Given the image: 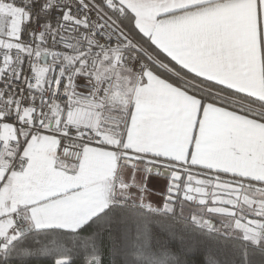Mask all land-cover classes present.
<instances>
[{
	"label": "snow or ice",
	"instance_id": "snow-or-ice-1",
	"mask_svg": "<svg viewBox=\"0 0 264 264\" xmlns=\"http://www.w3.org/2000/svg\"><path fill=\"white\" fill-rule=\"evenodd\" d=\"M178 220L264 257V0H0V264H189Z\"/></svg>",
	"mask_w": 264,
	"mask_h": 264
},
{
	"label": "trees",
	"instance_id": "trees-1",
	"mask_svg": "<svg viewBox=\"0 0 264 264\" xmlns=\"http://www.w3.org/2000/svg\"><path fill=\"white\" fill-rule=\"evenodd\" d=\"M177 212L179 213L178 205H177ZM189 213L185 211L186 215H188ZM175 229H176L177 236H179L182 233L185 234V247H191L193 245L200 246L199 250L196 251L195 255L189 257V264H204L205 255L207 254L206 250L202 246V242L195 239L190 229H187L185 227V221L178 220L176 222ZM154 231L156 232L155 239L153 240L154 245L159 246L162 244L171 243L175 248H179L181 246L179 239L170 241V238L168 235L160 233L158 229ZM102 245H103L104 253H105V256H104L105 264H112L113 257H112L111 250H112L113 244H112L111 238L106 234L102 236ZM212 250H215V249H212ZM262 259H264V257H262L260 253L257 252L256 255L253 256V264H261ZM27 264H52V260L50 257L38 256L32 259H29L27 261ZM116 264H119L118 260Z\"/></svg>",
	"mask_w": 264,
	"mask_h": 264
},
{
	"label": "crops",
	"instance_id": "crops-1",
	"mask_svg": "<svg viewBox=\"0 0 264 264\" xmlns=\"http://www.w3.org/2000/svg\"><path fill=\"white\" fill-rule=\"evenodd\" d=\"M153 175L154 176H151V177L149 176V178H147V181H146L147 188H148L147 190L152 195V197H145V201L151 202L153 206H156L157 203H159L162 206L165 198L168 195V187H169L170 178L168 177V182H166L162 178L161 174L157 175L156 173H154ZM161 187L163 188L162 191L160 190ZM164 191H165V195H164V198H162L161 193ZM217 226L219 227V224H217Z\"/></svg>",
	"mask_w": 264,
	"mask_h": 264
},
{
	"label": "flooded vegetation",
	"instance_id": "flooded-vegetation-1",
	"mask_svg": "<svg viewBox=\"0 0 264 264\" xmlns=\"http://www.w3.org/2000/svg\"><path fill=\"white\" fill-rule=\"evenodd\" d=\"M160 171V173H161V175L163 174V172H164V169H161V170H159ZM155 172H153V174H154ZM139 175L140 176H143L144 177V179H143V181H141V180H137L136 182L139 184V183H143L144 185H145V187H146V181H147V178H149V176L151 177V175H149V174H145V173H143V172H141V173H139ZM151 181V180H150ZM147 189V188H146ZM160 190L162 191L163 190V188L161 187L160 188ZM131 192L133 193V195H136L137 193H138V189L137 188H133L132 190H131ZM145 197H152V195L148 192V190L146 191V193H145ZM158 200V199H157Z\"/></svg>",
	"mask_w": 264,
	"mask_h": 264
},
{
	"label": "water",
	"instance_id": "water-1",
	"mask_svg": "<svg viewBox=\"0 0 264 264\" xmlns=\"http://www.w3.org/2000/svg\"><path fill=\"white\" fill-rule=\"evenodd\" d=\"M150 175H151V176H154L153 173L150 174ZM162 178H163L166 182H168V176H165V175L162 174ZM146 188H147V184H146ZM147 189H148V188H147ZM132 194H133V193H132ZM164 195H165V191L161 193V197L164 198Z\"/></svg>",
	"mask_w": 264,
	"mask_h": 264
},
{
	"label": "rangeland",
	"instance_id": "rangeland-1",
	"mask_svg": "<svg viewBox=\"0 0 264 264\" xmlns=\"http://www.w3.org/2000/svg\"><path fill=\"white\" fill-rule=\"evenodd\" d=\"M146 202H148V201H146ZM193 205H191V204H186V206H185V211L187 212V213H189V211L191 210V209H193Z\"/></svg>",
	"mask_w": 264,
	"mask_h": 264
}]
</instances>
